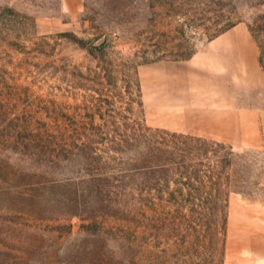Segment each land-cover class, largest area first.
<instances>
[{
	"label": "rangeland",
	"instance_id": "1",
	"mask_svg": "<svg viewBox=\"0 0 264 264\" xmlns=\"http://www.w3.org/2000/svg\"><path fill=\"white\" fill-rule=\"evenodd\" d=\"M242 34L264 74V0H0V264H264V148L143 95Z\"/></svg>",
	"mask_w": 264,
	"mask_h": 264
},
{
	"label": "crops",
	"instance_id": "2",
	"mask_svg": "<svg viewBox=\"0 0 264 264\" xmlns=\"http://www.w3.org/2000/svg\"><path fill=\"white\" fill-rule=\"evenodd\" d=\"M233 40L236 61L195 55L149 68L143 83L147 117L154 115L164 128L233 147L264 148V74L250 38L242 34ZM159 67L161 80L155 73Z\"/></svg>",
	"mask_w": 264,
	"mask_h": 264
},
{
	"label": "trees",
	"instance_id": "3",
	"mask_svg": "<svg viewBox=\"0 0 264 264\" xmlns=\"http://www.w3.org/2000/svg\"><path fill=\"white\" fill-rule=\"evenodd\" d=\"M197 139H202V137H197ZM209 140H212V139H209ZM212 141H214L215 143H222V142H218V141H215V140H212ZM208 151H210V152H212V153L214 152L213 149H208ZM228 161H229V160H226L225 163H227ZM180 164H181V163H180ZM180 166H182L183 168H185L183 164H181ZM191 166H192V165H191ZM191 166L189 165V169L191 168ZM189 169H188V170H189ZM193 169H194L195 172H197V171H196L197 169H195V168H193ZM197 173H198V172H197ZM194 176H195V175H194ZM195 177H196V176H195ZM198 178H199V177H198ZM194 179H195V181H196V178H194ZM200 181H201V180L198 179V182H199V183H201Z\"/></svg>",
	"mask_w": 264,
	"mask_h": 264
}]
</instances>
